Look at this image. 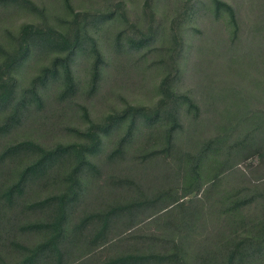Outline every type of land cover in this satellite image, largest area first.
<instances>
[{
    "label": "trees",
    "instance_id": "1",
    "mask_svg": "<svg viewBox=\"0 0 264 264\" xmlns=\"http://www.w3.org/2000/svg\"><path fill=\"white\" fill-rule=\"evenodd\" d=\"M66 2L59 24L32 0H0V18L26 8L43 20L0 44V264H264V15L240 19L225 0H145L132 21L125 0L85 12ZM205 14L211 27H194ZM79 58L88 97L107 69L113 87L144 66L163 73L159 98L102 120L79 104L85 127L49 147L81 91Z\"/></svg>",
    "mask_w": 264,
    "mask_h": 264
},
{
    "label": "rangeland",
    "instance_id": "2",
    "mask_svg": "<svg viewBox=\"0 0 264 264\" xmlns=\"http://www.w3.org/2000/svg\"><path fill=\"white\" fill-rule=\"evenodd\" d=\"M38 7L40 8H46L47 10H50L55 16H58L57 22L59 24H66V22H63V20H70L71 15L69 11L67 10L66 6V0H32ZM145 0H125L126 2V9L127 14L130 17V20H135L138 17L142 16V8ZM237 7L238 15L240 19H244L245 16H254L257 17L258 13L264 15V8L262 6L259 7V5L252 0H225ZM69 4L72 5L76 12H85V11H91V10H99V6L103 4V0H69ZM255 5V6H253ZM159 12L163 14L164 12H167L169 9L162 5L159 7ZM49 12H47L48 14ZM51 15V14H50ZM172 16L170 15L168 17V21H170ZM209 16L207 14L204 15L201 19H197V23H195L194 27H199V29L206 30L208 27L213 24V22H210L208 20ZM42 17L33 11H30L26 8L21 9H10L8 11V15L4 18H0V44L7 46L9 41L15 37L19 32L24 23H32V24H41L42 23ZM61 22V23H60ZM219 25V24H218ZM120 28V27H119ZM124 28V27H123ZM116 35L114 29L109 33L108 36H106V42L102 40L104 44H106V47L108 44L113 43V38ZM189 43L191 44L192 41L189 38ZM104 47L105 54L109 55L108 49ZM191 56V52H189V57ZM158 57L156 55H150L148 58V64L153 63L154 61H157ZM188 59V56L186 57V60ZM135 59H130V61ZM48 64V61L45 60V57L40 59L37 64L35 65L32 72H30L29 77H33L36 75L40 68ZM75 75L77 77V80L79 83H82V86L80 88L79 95L74 99V103L70 104L69 106L71 109L65 110V114L67 113V116L65 120L63 121V125H61L60 132H58L54 136H48L47 140L48 142H44V140H41L37 138L36 135H32L29 131L28 127L22 128L19 130L20 135H23V137H31L35 138L41 142L46 143L49 147L53 146L55 142H63L64 144L67 142L75 141L76 137H72V134H68L66 131V127H79L84 128L85 123L83 120L82 110L79 107V104L82 106H85L89 109L90 114L92 118L96 120H102L105 118L106 115L109 113H112L113 111L123 109L125 107L126 103H131L134 105H144V106H151L154 105L157 100L158 96V86L159 83L163 77V73L161 69L158 67H154L151 69L144 68L142 66L141 68L147 69V70H141L140 66L137 68H131L130 70L123 71L124 75L127 74L129 76V79L121 85H110V82L108 81L109 78L111 79L115 76V73L109 75V70H106V76H105V83H103V87L101 88V91L96 93V95L89 96L88 97V89H89V83H90V62L84 61L83 58H79L75 64ZM147 66V65H146ZM121 67L124 69H128L127 63H124ZM188 69V74H194L195 72L190 71ZM186 73V72H185ZM110 77H109V76ZM123 78V74L121 75ZM121 77L119 79H121ZM24 86V85H23ZM188 88H192V84H187ZM111 88V89H110ZM185 90V89H184ZM112 91V92H110ZM46 107L50 110H55L56 106L52 107L54 105V99L49 97L48 100L45 101ZM59 109V108H58ZM60 110V109H59ZM43 112V111H42ZM62 113V112H61ZM202 132V131H199ZM30 134V136L28 135ZM117 137V133L115 135ZM115 137V139H116ZM138 144V143H137ZM134 145L132 149H130L129 154L130 156L135 153V149L138 147ZM259 162L258 157H254L253 159H250L249 161L245 162L242 167H246L249 165H257Z\"/></svg>",
    "mask_w": 264,
    "mask_h": 264
}]
</instances>
